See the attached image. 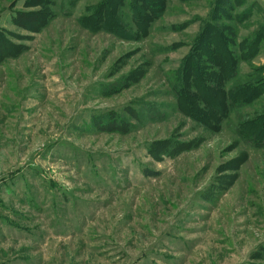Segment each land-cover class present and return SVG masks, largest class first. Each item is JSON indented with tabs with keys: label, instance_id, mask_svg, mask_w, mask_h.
<instances>
[{
	"label": "rangeland",
	"instance_id": "1",
	"mask_svg": "<svg viewBox=\"0 0 264 264\" xmlns=\"http://www.w3.org/2000/svg\"><path fill=\"white\" fill-rule=\"evenodd\" d=\"M0 264H264V0H0Z\"/></svg>",
	"mask_w": 264,
	"mask_h": 264
}]
</instances>
